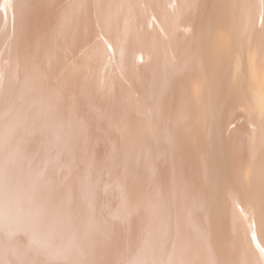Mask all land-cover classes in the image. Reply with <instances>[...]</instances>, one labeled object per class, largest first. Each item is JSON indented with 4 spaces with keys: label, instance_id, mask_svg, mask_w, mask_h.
<instances>
[{
    "label": "bare ground",
    "instance_id": "6f19581e",
    "mask_svg": "<svg viewBox=\"0 0 264 264\" xmlns=\"http://www.w3.org/2000/svg\"><path fill=\"white\" fill-rule=\"evenodd\" d=\"M82 1L84 0H73V3L76 2V11H71L73 12L72 15L77 14L76 12L79 8V5L77 6V4L81 3L79 11H81L80 13L82 14L81 16L83 18V20L81 19L83 22L81 27L83 29L85 28L87 32H98L99 34V31L104 32L107 29L110 30L115 28V36L117 38L114 41L111 52H109L107 55V58L110 60L111 64L109 63L110 65L105 66V68L103 67V70L99 68L100 75L98 78L97 76L95 77V75L98 73V68L96 67L98 64L96 63V59L93 54L89 56V58H85L83 63H79V66H77L76 72L74 71V73L65 68L67 63L57 69L54 67L47 68L43 70L36 79H33V91L28 97V100H17L8 109L0 107V117L7 112L12 113V115H8L9 117L7 119H14L16 115L20 116L16 121L15 119L14 122L10 121L8 126L3 129L2 123H0V178L3 180L2 183H0V192L1 194L5 195L4 198H0L1 205L4 206L7 201V197H16L17 199L19 198V201L26 202L30 192L28 187L29 179L34 190H45L46 186L49 185L48 183H50L49 181L53 180L51 179L52 176H54V184H52L54 186V193H51V196L49 197L50 201L48 200L49 205L47 203V206L48 208L52 209L53 205L51 204L54 202L53 204L55 209L56 201L60 199L63 193L71 192L72 195L73 192L83 189V184H80L79 182L76 183L75 181L76 171H74V168L79 167L80 162L87 163L90 160V170L87 171V173L89 174L90 172L91 174V172L96 171L95 173H97L98 176L96 174L95 175L98 177L97 181L99 182L96 181L98 185H96V182L95 184L92 183L88 185V190L90 192H88L90 196L89 203L87 202L86 204H80L82 207L86 208L85 214L91 218L89 216L90 213H97L99 208L106 206L108 202L110 203L112 209H115V207L118 205L121 208H125L128 195L130 196L133 203V206L131 207L133 210L132 215L130 213L132 219L130 226L131 229L136 230L134 227L136 224V219L134 218H136L137 215L138 217L141 215V217L144 219L141 220V222L146 224L145 226H147L148 231H150V238L148 239L149 242L147 246V259L149 261H146L140 254L141 259H138L137 264H143V262L149 264H158L156 262V256H154L155 251L159 257H161L160 264H211L209 236L211 231L213 239H217L218 234L214 226L217 225V223L215 222L216 224H209V234L205 232V229L202 228L203 226H201L200 223V235L198 236L195 234L191 235V233L188 231H185L184 233V230L182 231L183 233H181L179 222V219H181L180 210L182 209V206L189 205L194 201L200 208V204L203 200H201V198L203 196L199 198V191L197 188H194V184H197V182L194 184L192 183L193 186H190L189 182L187 184V180L185 178L186 176L191 177L190 174L187 175L186 172L191 164L193 165L195 172L199 171L198 167H201L203 164V179L205 180L203 195L206 202L207 213L209 214L208 216L212 218L211 220H214L213 218H215V214H217L216 212L218 211L216 197L219 199V196H216V192H220L225 189L224 195L229 198L228 200H230L231 203L244 204L245 201L249 203L248 210L250 213V224L253 223V219L258 221L256 222L258 227L255 228L257 234H255L256 232H252L253 226H249L250 224H248V226L251 228V230L246 227L247 230L243 231L246 252L249 253L253 260H250V258L244 259V256L247 255L244 253V256L239 254V249L235 243L236 236L238 235L235 234V226L242 215L239 211L236 212V209L235 211H229L228 216L230 217V220L229 228L227 229L229 234L227 235L226 243L223 246L220 255L217 256V258L211 256L212 262L216 264H238V262H241L242 264H259L258 262L262 261L264 264V131L261 133V146L258 155L253 160V162L251 161L256 145L255 116H259L264 113V94L260 91L262 90L261 87L260 90L258 89L259 91H254V95H252L253 97L249 96L248 93L246 94L245 91L250 89L251 85L253 84V82H250L253 80H249L250 78L247 75V68L250 65V63H248V59L250 58L248 56L250 55L248 54V49L251 47L253 49L254 47L255 51V48L258 47L255 38L253 40L250 39L251 44L249 43L250 47L247 49L249 40L246 42V40H243V37L241 39L240 34L244 27L241 28V20L236 19L233 23V31L235 35L231 38L229 44L226 45L225 51L221 50L222 46L220 45L218 38L215 37L213 40L210 39L207 41L205 46L202 44L204 47L202 56L201 58L199 57V67L197 66L198 69H196V71L194 70L195 68H191L192 71H195L193 74L194 76L191 77V71L188 70V73L185 71L186 68L190 67L194 62L192 61V57L190 55L187 56L186 54L182 53V57L180 58V63L182 62L181 68L178 63L179 61L176 62V54H178V51L175 52L176 54L174 55V59L169 57V60H165L163 52L159 48L158 43H160L159 41L161 38H159L157 35V31L158 29H161V25H163V23L165 24V21L163 20H167L164 19L167 15L164 14L165 12L161 13L160 11H157V9H161L162 5L157 7L155 0H129L130 10H128V13L130 16L135 17L134 22L132 23L133 26L131 27V33L134 32L133 29H137L139 31L140 28V30L144 28L145 33H147L146 31L150 30L151 32L156 31L155 34L157 36L155 35V37L153 36V33H151L153 36L151 38L152 46L150 45L151 51L148 52L145 50L146 47L144 41L146 38L140 39L139 37L141 34L135 32L137 36L136 34L134 35V40L136 41V36L137 41H141L142 44L136 41V45L132 42L135 46H129L128 44H125L128 40V36L126 37V40L123 35L124 31L128 33V31H126L128 29L124 27H121L120 29L118 24L115 23L117 18L122 17L120 15L122 13V5L126 8L127 0H125L126 3H123L121 0H96L94 2L96 9L94 10H91L90 7H88L89 0L86 2ZM232 1L233 0L221 1L224 3V5H222L220 8L222 10L220 11H226L227 8H230ZM247 1L250 4V0ZM69 2L70 0H32L31 6H33V9L31 10H42V16L40 19L41 24H43V16L49 10L50 12L53 9L56 10L55 6H58L59 9L65 10L74 9L72 6H70ZM162 2L164 3V0H162ZM167 2L166 4H170V2ZM248 3H246V5L250 6L251 4L248 5ZM262 3L263 2H261V4ZM138 5L142 6L144 9L140 10ZM185 6H187V3ZM262 6L264 15V5ZM4 7L6 6L4 5L3 8ZM4 9L8 10L6 8ZM136 9L139 11L135 12ZM187 9L190 10L189 14L193 16L194 8L187 7ZM245 9L246 12L249 11V8ZM124 10L125 9H123V11ZM184 10H186V8ZM252 10L253 9H251V11ZM155 11L159 12V15L162 14L163 16H159L160 19L157 20L156 18V20L154 19L153 21L150 19L151 17L149 15L151 13L154 14ZM110 12H112V14ZM256 13L259 12L257 11ZM6 14L8 13H5V15ZM109 14L113 16V19L111 20L112 23L114 22L113 27L107 25L110 18H107ZM153 14H151L152 18ZM238 14L240 13H237V15ZM247 14L245 16L242 15L243 18L246 17ZM249 14L251 13L249 12ZM249 16L251 17V15ZM161 17H164L163 20ZM193 17H191V19H193ZM246 19L249 20L247 17ZM252 19L255 20V17ZM122 21L123 19L121 22ZM252 21L249 20L247 23H245L247 24V28H250L251 26V24L248 22L251 23ZM244 22H246V20H243V23ZM258 22L261 23L260 20H258ZM4 23L5 22H3V24ZM35 23L36 20L28 19L26 31L29 32V28L31 29ZM122 23L124 24V22ZM259 23L256 22V24L260 25ZM262 23H264V20ZM178 24H180V22ZM128 27H130V25ZM229 29L231 30V27ZM258 29L260 28L258 27ZM34 31L35 30H33V32ZM196 31V29L193 30V33H191L190 36V40H192L193 43H195V40H197L196 38L198 36L200 37L201 35L200 34L197 36L198 32ZM247 31L249 32V30ZM257 32L255 35H259ZM140 33H142V31H140ZM97 35H95V37H90V39L88 37V39L91 41L93 47H100L99 49H102V42L105 41L106 37L103 38L102 36L98 38ZM143 36L146 37L147 34ZM173 36L175 37V35ZM251 36L249 35V37ZM235 37L238 40L237 52L235 51L236 46L234 44L235 41H237L234 39ZM29 38H25L24 45H28L27 43H30ZM85 38L86 39L82 40L88 41L87 37ZM203 38H205V36ZM199 40L200 39L198 38V41ZM205 40L207 39L205 38ZM205 40L204 42H206ZM84 46L87 47L88 44H83L82 47L84 48ZM126 46L129 49L132 47V50L130 49L127 51ZM195 46H199V43ZM260 46H264V36L261 38V44L259 47ZM133 50H135V52H139L133 53ZM252 54L251 57L254 55ZM126 56L128 58L127 62L123 59V57ZM253 58L255 57L253 56L251 60H253ZM7 62H5V64ZM16 63L15 65L18 67L20 64L17 63V66ZM80 64H83L87 68V72L86 70L83 72H86V75L89 74V78L90 76L97 78L98 83L96 84V88L98 90L97 92L99 93V98L95 96L94 98L92 92L90 95L89 90L85 92L83 89V84L79 75L82 67ZM139 65H141V67H139ZM110 66L114 67L111 69ZM253 66H251V68H253ZM260 68L262 67L260 66ZM33 69L31 71H27L31 74ZM21 70L24 71L23 68ZM26 70L25 73L27 72ZM261 70L260 73L264 71ZM225 72L229 76V90L231 89L232 91V88H234L237 92L233 100L227 101L228 106L232 105L234 108V112L230 109L231 113L233 112L232 114H230L228 110L229 107L226 109L225 101H212V94L214 95L215 89L217 90L218 87H220V78H222ZM254 72H256L255 69ZM20 73H22V71ZM23 73L20 74V76L23 75ZM134 73L135 75H138L141 81L144 80L146 82V88L144 87L143 90L136 84L132 87L131 94H129L130 96H127L125 102L126 114L124 120L120 123V109L123 107L121 106V103L123 102L122 96L126 93L125 88L128 86L126 85L128 77L126 74L132 76ZM256 75L259 76V72L258 74L256 73L255 76ZM8 77L7 82H9ZM109 80L111 81L108 83ZM263 80L264 78L262 81ZM23 81L25 80L20 81V83ZM86 81H84V83ZM254 81H257L258 85V80L254 79ZM7 82L6 78L0 82V98H4L10 94L9 91H12L13 89V86H11L12 83L8 84ZM13 83L15 84V82ZM86 83H89V81ZM28 86L25 85V87ZM151 86L152 88H150ZM23 89L25 88L23 87ZM183 89H187L186 92L184 91L183 93ZM94 91H96L95 88ZM180 91H182V93ZM70 92L73 95L72 98L69 97ZM251 92L252 91L250 90L249 93ZM187 97L190 99L187 100ZM94 99H101V101H97L98 103L96 102L97 106L100 102L101 103L97 108L90 107L89 110H87L86 105L88 104L86 102H94ZM70 100H72V102H70ZM17 106H19V110L15 112L14 110ZM9 109L10 111H8ZM188 109L190 113V120L193 121L191 133L187 129L186 131L183 129L185 124H183L184 126L182 125L183 119L186 118L185 112H188ZM15 123L16 125H14ZM190 134L192 138L190 139L193 145L190 146L189 150L186 144L189 145L188 138L190 137ZM234 136H237L236 140H238L239 146L232 144L230 148L229 145L231 144V139H233ZM196 137L199 138V143L198 141H195ZM103 140L105 142H103ZM20 143L23 144L20 145ZM101 145H103L102 148L100 147ZM14 146H20L21 153L19 154V157L21 160L18 162L17 160L15 162L14 159H12L13 156H8L11 154L9 151H12ZM229 149H231V152H229ZM49 150L51 154L48 153ZM229 153H231L233 165L234 163L237 164L240 160L243 161V164L237 169V171L232 169L233 165H231L228 158ZM239 153L242 159L237 157V154ZM48 154L51 155V157ZM52 155H54V157H52ZM210 156H212V160L210 159ZM210 160L213 163L212 176L210 175L209 170ZM17 169H19L21 172V177H17ZM199 172L198 174H194L199 175ZM57 173L59 174L60 178L57 177ZM223 175L225 176L224 178H222ZM199 183H201V185L204 184L203 182ZM190 191L192 197L194 198L191 201L187 199ZM220 197H222V195ZM223 201L225 202V199H223ZM222 203L223 202L220 204ZM185 210H188V208ZM202 214L203 211L201 210L200 222L202 221ZM210 218L208 220H210ZM108 222L109 221L106 220L103 221V224L101 225L102 236L100 238L98 237L97 239L95 238V235L88 234L85 241L82 242V244L86 246L88 243V247L90 248L93 246L91 249H89V251H87L89 255H92L96 252L97 248L95 245H105L107 247L106 249L112 247L111 241L116 240L115 236H112V233L110 236L104 235V223L108 227L111 226V223ZM223 223L222 224L225 225V222ZM239 224L240 228L242 224ZM219 226L223 229V226L220 224ZM68 228L67 230H69ZM85 229L87 230L86 225ZM64 230L65 232L62 235L61 232ZM67 230L63 225L60 226L58 223L54 224V233H57L60 239L64 235L66 236ZM65 236L64 238H66ZM106 236L108 237V240ZM256 238L259 239V242H257ZM99 239H101V241H99ZM89 242H92V246L89 244ZM245 244H243V246H245ZM100 251H105V249H101ZM255 254H257V257L259 255L257 262V259L255 260L254 258ZM240 256H243V259Z\"/></svg>",
    "mask_w": 264,
    "mask_h": 264
},
{
    "label": "rangeland",
    "instance_id": "374dc122",
    "mask_svg": "<svg viewBox=\"0 0 264 264\" xmlns=\"http://www.w3.org/2000/svg\"><path fill=\"white\" fill-rule=\"evenodd\" d=\"M31 1L32 0H5V1L0 0V63L2 62L0 64V82L2 80H4L5 78H6V82H7V77L10 75L8 77L9 82H7V83L8 84L12 83L11 86H13L12 91H9L10 94L5 96L4 98H2V97L0 98V100H1L0 101V107L7 108V109L9 107H11L12 104L17 100H22V101L28 100V97L30 96L31 92L33 91V87H32L33 79H36L38 77V75L43 70H45L47 68L54 67L57 69L60 66H64L65 63H67L65 65V68L70 70V72L74 73V71L76 72V69H77V66H79V63H81V62L83 63L85 58L87 59V57L89 58V56H91L93 54V56L96 59V63L99 66V67L96 66L98 68V73H97V75H95V77L97 76V78H98L100 75L99 68L103 70V67L105 68V66L111 64L110 60L107 58V55L109 52H111V50L113 48L114 41L117 38L115 36V28L110 29V30L107 29L104 32L99 31L100 32L99 34H98V32H95L96 34L93 32H87V30L85 28L83 29L81 27V25L83 23L82 22L83 18L81 16L82 14L80 13L81 11H79L81 3L77 4V6L79 5L78 6L79 8L76 12L77 14H75V15H72L73 14L72 11H74V12L76 11L75 10L76 2L73 3V0H70L69 4L74 9L65 10V9H59L58 6H55L56 10L53 9L51 12L49 10L43 16L44 20L42 22H44V23L41 24L40 17L42 16L41 15L42 10L40 9L37 11H32L31 9H33V6H31ZM86 1H88V0H84L82 2H86ZM95 1L96 0H89L88 7H90L91 10L96 9V6H94ZM121 1L123 3H126L125 0H121ZM179 1H181V0H176V1L175 0L174 1L173 0L172 1L171 0H164V3H163L162 0L161 1L155 0V4L157 5V7L162 5L161 6L162 11H161V9H157V11H160L161 13L165 12L164 14L167 15L166 16L167 18L161 17L162 20H163V18L167 19V20H163V21H165V24L166 23L167 24L165 25L163 23V25H161V29H158V31H157V33H158L157 35L159 36V38H161L159 41L160 43H158L159 48L163 52L165 60H169V57H172L174 59L175 58L174 55L176 54L175 52L178 51L177 52L178 54H176V55L177 56L179 55V56L178 57L176 56V59H177L176 62L179 61L178 63H179V66L181 67L182 62L180 63V58L182 57V53L186 54L187 56L190 55L192 57V61H194L195 63L193 62V64L190 67L186 68L185 71L188 73L189 72L188 70H190L191 71L190 75H192L191 77H193L194 76L193 74L195 73L196 69H198V67H199V63H200L199 59L202 56V51H203V47L205 46V43H207V41H209L210 39L213 40L214 37L218 38L219 43L222 46L221 50L225 51L226 45L229 44L231 38L234 37V35H235L234 31H233L234 30V24H233L234 21L236 19L241 20L242 25H244V26L241 25V28H243V27L244 28L242 29L243 30V31H241L242 35L240 34V36H241V39L243 37V40H246V42L249 40V42L247 44L248 45L247 49H248V47H250L249 46L251 44L250 41L253 40L254 38L257 41V45H258V47L255 48V51H254V47H253V49L251 47L250 48L251 50L248 49V54H250V55H248L250 57V58L248 57L249 58L248 63H250L251 66H253V65L254 66H253V68H251V66L248 64L249 69L247 68V70H248L247 75L250 78L249 80H253L250 82H253L254 85L251 83L252 89L250 88V89H247L248 91L247 90H245V91H246V94L248 93L249 96L253 97L252 95H254L253 94L254 91H256L258 89L260 90V87H261L262 90H260V91L264 94V80L262 81V79L264 78V71H263L264 70V49H263L264 46L259 47V45L261 44V38H263V36H264V32H263L264 31V23H262L264 20V17H263L264 15H263V11H262L263 10L262 5H264V1L263 0L262 1L261 0H250V4H251L250 5L247 0H233L231 7L227 8L226 11H220V10H222L220 8L222 7V5H224V3L221 2L223 0H187V1L182 0L181 2H179ZM255 1H256V3H255ZM166 2L167 3L170 2V4H166ZM245 2L248 3V5H250V6H247ZM252 2H253V4H252ZM261 2H263V3L261 4ZM186 3H187V6H185ZM4 5L6 6L4 8H6L8 10H5L3 8ZM180 5H182V6H180ZM188 5H190V6H188ZM183 6H185V7H183ZM168 7H169V9H168ZM181 7H183V8H181ZM187 7L188 8H190V7L194 8V15H193L194 17L191 14H189L190 10L187 9ZM138 8L140 10L144 9L142 6H139V5H138ZM185 8H186V10H184ZM236 8H238V9H236ZM241 8H242V10H241ZM243 8H244V10H243ZM245 8H247V9L249 8V11H247L248 14L245 11L246 10ZM254 8H255V11H254ZM9 9H11V10H9ZM123 9H125V10L123 11ZM170 9H172L173 11ZM200 9H201V11H200ZM251 9H253V10L251 11ZM128 10H130L129 9V0H127L126 8L122 5V13L120 14L122 17L117 18L118 21L117 20L115 21V23L118 24V27H120V29H121V27L128 29V30H126V31H128V33H126L125 31H124L125 33L123 32V35L125 38L128 36L127 37L128 40L126 38L127 41L125 44H128L129 46H132L134 44L136 45V41H137V37H136L137 34L136 33H139V34H141L140 37L138 34V37L140 39L146 38V40L144 41L145 47H146L145 50L147 52L151 51L150 50L151 46H152L151 38L153 36L155 37L156 31L151 32V30H150V31H146L147 33H145L144 32L145 29L142 28V30H140L141 29L140 28L139 31L137 29L136 30L133 29L134 32H132L133 33L132 34L131 33V31H132L131 27L133 26L132 23L134 22L135 17L130 16V14L128 13ZM136 10H135V12L139 11L138 9H136ZM238 10H240V11H238ZM6 11H8V12H6ZM157 11H155L154 14L151 13V14H153V18L151 16V14L149 15L151 17L150 19H152L153 21H154V19L156 20V18H157V20L160 19L159 16H163L162 14L159 15L160 13ZM257 11L259 13H256ZM241 12H242V14H241ZM249 12L251 14H249ZM5 13H8V14L10 13V14L5 15ZM110 13L112 14V12H110ZM123 13L125 14V16ZM127 13H128V15H127ZM155 13H157V14H155ZM237 13H240V14L237 15ZM11 14H12V16H11ZM111 14H109V16L107 17V18L110 17L109 23L107 25L113 27L114 22L112 23V21H111L113 19V16ZM246 14H247L246 17L249 18L250 21H252L253 20L252 18H254V17L256 20V17L258 16L256 21L253 20L254 22L253 21L251 23L248 22L249 24H251V26L248 24L250 26V28L248 27L249 29L246 27L247 24H245L249 20L246 19V17L243 18V16H245ZM256 14H258V15H256ZM13 15H14V17H13ZM155 15H157V16H155ZM249 15H251V17ZM68 16H69V18H68ZM191 17H193V19H191ZM28 19L36 20V23L31 27V29L29 28V32L26 31ZM120 19L121 20L123 19L122 22H124V24L121 22ZM128 19H130V20H128ZM127 20H128V22H127ZM216 20H217V22H216ZM243 20L244 21L246 20V22L243 23ZM258 20H260L261 23H259ZM185 21H186V23H185ZM3 22H5V23L3 24ZM179 22L181 25L178 24ZM214 22H215V24H214ZM256 22L259 23L261 26L256 24ZM38 23H39V25H38ZM128 23H129L130 27H128L129 26ZM62 24H64V25H62ZM42 25H43V27H42ZM211 25H212V27H211ZM253 26H254V28H253ZM3 27H5V28H3ZM230 27H231V30L229 29ZM258 27L260 29H258ZM79 29H80V31H79ZM82 29H83V31H82ZM195 29L197 30L196 32H198L197 36L200 34L201 35H200V37L198 36L196 38L197 40H195V43H193L192 40H190V36H191V33H193V30H195ZM246 29L249 30V32ZM33 30H35V31L33 32ZM229 30H230V32H229ZM140 31H142V33H140ZM159 31H161V32L163 31V32L161 33ZM256 32L259 35H255ZM151 33H153V36ZM87 34H88V36H87ZM135 34H136V36H135L136 41L134 40ZM145 34H147L146 37L143 36ZM248 34L250 36L252 34L255 36L252 35L253 36V38H252V36L249 37ZM5 35L7 36V38ZM95 35H97L98 38L102 37V36H103V38L106 37L105 41H104L105 43L102 42V44H103L102 45L103 47L101 46L102 49H99L100 47L99 48L93 47V45L91 44V41H89L90 37H95ZM173 35H175V37ZM25 36L27 38H29L31 36L29 38L30 43H27L29 46L24 45L25 44V38H26ZM204 36L207 40H205V38H203ZM59 37H60V39H59ZM85 37H87L88 41L82 40V39H86ZM88 37H89V39H88ZM256 37H257V39H256ZM198 38L200 39L199 41H198ZM234 39L237 40L236 37ZM204 40L206 42H204ZM202 41H203V43H202ZM137 42L142 44L141 41H137ZM196 42H197V44H196ZM198 43H199V46H195V45H198ZM80 44L82 46H83V44L84 45L88 44V46L87 47L84 46V48H83ZM140 44H138V45H140ZM234 44L236 46L235 51L237 52L238 51V47H237L238 46V40L235 41ZM134 46H133V49H134ZM5 49H6V51H5ZM130 49L132 50V47ZM130 49L127 48V46H126L127 51ZM7 50H8V52H7ZM249 50L250 51L253 50L254 52L253 51L250 52ZM133 51H134L133 53L139 52V51L135 52V50H133ZM1 53H2V55H1ZM251 54L255 57V58H253V60H251L253 57V56L251 57ZM16 57H17V59H16ZM20 59H21V61H20ZM22 59H23V61H22ZM116 59H118V58H116ZM123 59L126 62L128 60L127 56L123 57ZM124 60H122V61H124ZM136 60H137V57H136ZM4 61L5 62L8 61V62L5 64ZM15 61L20 65L18 66V64ZM259 62H261V63H259ZM15 63L17 64L18 67H16ZM29 63H30V65H29ZM170 63H171V60H170ZM52 64H53V66H52ZM195 64H197V65H195ZM80 65H82V67H81V72H79V75H80V79H81L82 84H83V86H82L83 89L85 90V92L87 90H89L90 95L92 92L93 97L95 96V97L99 98L98 97L99 93L97 92L98 90L96 88V84L98 83L97 78H93L91 76L89 78L88 77L89 74L86 75L87 68L83 64H80ZM122 66H124V65H122ZM122 66H120V67H122ZM260 66L263 69L260 68ZM21 67L24 69V71L21 70L22 69ZM113 67L114 66H110L111 69ZM139 67H141V65H139ZM258 67H259V69H258ZM191 68L192 69L195 68L194 69L195 71L194 70L192 71ZM16 69L19 70L20 72L22 71V73L24 72L23 73L24 76L23 75L20 76V74H22V73H20ZM26 69L29 71H31L33 69V71H32L33 73L31 72V74H30V72H28ZM35 69H37V70H35ZM254 69L256 70V72H254ZM25 70L27 71L26 73H28V74L25 73ZM85 70H86V72H83ZM251 70H252V72H251ZM260 70L263 72L260 73ZM258 72H259V76H257V75L255 76V74L256 73L258 74ZM11 73H14L15 75L11 74ZM22 76H23V78H22ZM126 76H128L127 81L129 83L126 81V83H127L126 85H128V86H126V88H125L126 93L124 92L125 94L122 96V98H123L122 103L123 104L121 103V106H123V107H121L122 109H120L121 113L119 111V113H120V116H119L120 121L119 122L120 123L124 120V117L126 114V111H125V104L126 103L125 102H126L127 96L129 94H131L132 87L136 84L137 86H139L142 89L144 87L146 88V82L144 80L141 81V79L138 77L137 74L135 75V73H134V74H132V76L129 74L128 75L126 74ZM129 76H131V77H129ZM252 76L255 78H253ZM24 77H25V79H24ZM19 78H22V79H19ZM86 79H87V81H86ZM222 79H223V81H222ZM254 79L258 80V82H259L258 85H257V81H254ZM22 80H25V81L20 83V81H22ZM83 80L86 82L89 81V83L85 82L86 83V85H85ZM220 80H221L219 82L220 87H218L217 90L215 89L214 95L212 94V101H214V102H217L219 100L225 101L226 109L229 107L228 110H229L230 114H232L234 112V110H233L234 108L232 105L228 106L227 101L228 100L231 101L235 98L236 93H237L236 89L232 88V91H231V89L229 90V84H228L229 76L226 72L223 74V76H222V78H220ZM12 81L15 82V84ZM110 81L111 80H109L108 83ZM22 85L26 90L23 89ZM25 85L26 86L29 85L28 87L30 90L28 89V87H25ZM256 87H258V88H256ZM94 88L96 91H94ZM150 88H152V86ZM92 89H93V91H92ZM186 90L183 89V93H184V91L186 92ZM250 90L252 91L251 93H249ZM24 92H27V93H24ZM180 92L182 93V91H180ZM71 95H72V93L70 92L69 93L70 98L73 97V95L72 96ZM222 95H224V96H222ZM188 97L186 98L187 100L190 99ZM97 101L99 102V101H101V99H99V100L94 99V102H91V103L89 101H87L86 103L88 105H86V109L89 110L90 107L91 108H94V107L97 108L99 106V104L101 103L100 102L97 106V104H96ZM70 102H72V100H70ZM226 104H227V106H226ZM230 109L233 110L232 113H231ZM17 110H19V106H17L14 111L17 112ZM94 110H96V109H94ZM8 111H10V109ZM188 113H189V109H188V112H185L186 118L183 119V121L184 120L185 121L184 122L182 121V125L185 124V126L183 125L184 126L183 129H185V131L187 129L191 133L192 128H193V123H192L193 121L190 120V113L189 114ZM263 114L264 113H262V115H259V116L256 115L255 116L256 145H255V149L253 152L254 153L253 157L251 159L252 162L257 157L260 146H261V133H262V131H264ZM8 115H12V113L7 112L0 117V123H2V129L7 127L8 124L10 123V121L14 122V119L16 121L20 117V116L16 115V117L14 119H7L9 117ZM14 125H16V123ZM0 132H1V127H0ZM190 138H191V134H190V137L188 138L189 145L186 144V146L189 150H190V146L193 145L192 141H191L192 138L191 139ZM236 139H237V136H234V138L231 139V144L229 145L230 148H231L232 144L233 145L235 144V146L236 145L239 146L238 145L239 142ZM195 141L196 142L198 141V143H199V138L196 137ZM223 141H224V139H223ZM103 142H105V141L103 140ZM22 144L20 143V145H22ZM100 147L102 148L103 145H101ZM9 152H11L12 155L9 154L8 156L9 157L13 156L12 159H14L15 162H16V160H17V162L19 160H21V158L19 157L20 156L19 154L21 153L20 152V146H14L12 148V151H9ZM229 152H231V149H229ZM48 153L51 154L50 150ZM49 156L51 157V155H49ZM52 157H54V155H52ZM237 157L238 158L240 157L242 159V157L240 156V153L237 154ZM228 158H229L231 165H233L231 153H229ZM210 159L212 160V156H210ZM211 160H210V167H209L210 169L209 170H210V175L212 176L213 175V173H212V169H213L212 164L213 163ZM90 164H91L90 160L87 163L86 162H80L79 167L74 168L75 169L74 171H76L75 181H76V183L79 182L80 184H83L82 185L83 189H81L79 191L77 190V192H73L72 195H71V192L63 193V195H61L60 199L58 201H56V207L57 208L55 207V209H54V204H53L54 202L52 204L50 203L51 205H53L52 209L48 208V206H47V203L50 201L49 197L51 196V193H54V186L52 185V184H54V176H52L51 179H53V180L49 181L50 183H48L49 185L46 186L45 190H41V189L34 190L32 188L33 185L29 179L28 180V182H29L28 187H29L30 192H29V196H28V199L26 200V202L25 201L24 202L19 201L18 200L19 198L17 199L16 197H14V198L13 197H7L6 198L7 201L4 204V206L1 205V203H0V264H137L138 259L139 260L141 259L140 254L144 257V259L146 261H149L147 259L148 258L147 257V255H148L147 246H148V242H149L148 239L150 238V236H149L150 231H148V227L145 226L146 224H143L141 222V220H144L143 217H141V215L139 217L137 215V217L134 218V219H136V224L134 226L136 230L131 229V227H130L131 221H132L131 215L133 212L131 207L133 206V203H132V200H131L129 195H128V199L126 200L125 208H121V207H119V205L118 206L115 205L116 206L115 209H112L110 203L108 202L106 204V206L99 208L97 213H93V212L90 213L89 216L91 218H89L85 214L86 208L82 207L80 203H82V204L83 203L86 204L87 202L89 203V198H90L89 193L90 192L88 190V185L92 184V183L95 184V182L98 180V177H97L98 174L95 173L96 171L91 172V174H90V172H89V174L87 173V171L90 170L89 169ZM242 164H243V161L240 160V161H238L237 164L234 163V165L232 166V169L234 171H237V169ZM202 167H203V164L201 167H198V170L200 172L199 171L195 172L194 167L191 164L190 167L188 168V170L186 171L187 175L190 174L191 177L186 176L185 179L187 180V184L189 182L190 186H193V184L195 182H197V184H194V188H197V190L199 191L198 192V194L200 195L199 198H201L203 196L201 198V200L203 199L202 200L203 203L200 200V202H201L200 208L203 211V214H202V221L203 222L202 221L200 222L201 210L194 201L192 203H190L189 205H184V206H182V209L180 210V212H181L180 218L181 219H179L181 233H183L182 231L184 230V233H185V231L186 232L188 231L189 233H191V235L195 234V235L199 236L200 235L199 224L201 223V226H203L202 228L205 229V232L207 234H209V230H208L209 224H211V223L216 224L217 223L218 226L214 225L216 228L217 234H218L217 239H215V238L213 239L211 231H210V236H209V239H210V261H211L210 263L216 264V263L212 262L211 256L217 258V256H219L220 253L222 252L221 250L223 249V246L226 243L227 235L229 234L227 231V229L229 228V220H230L228 213H229V211H235V209H236V212L239 211L242 216L239 219V221H237L236 226H235V228H236L235 234L236 235L238 234L237 236L235 235L236 236L235 243L239 249V254L243 255V253H244L245 255L248 256L247 257V256L243 255L244 259L250 258V260H253L251 258V256L249 255V253L246 252V244H245L244 237H243L244 236L243 231L247 230L246 227L249 230H251V228L249 227L251 225L254 227V228L252 227V232H256L255 234H257V231L255 230V228L258 227V224L256 223L258 221H255V219H253L252 220L253 223H251V224L249 223V216H250V213L248 210V206H249L248 204L249 203L247 201H245L244 204H242V203L234 204V203H231L230 200H228L229 198H227L224 195L225 189L222 190L223 192L222 191L216 192L217 193L216 196H219V199H218V197H216V202L218 204V211L216 212L217 214H215V218H213L214 220L212 221L211 220L212 218H210L208 216L209 214L207 213L206 202L204 200V195H203L204 194V188H205V182H204L205 180L203 179L204 178V168H202ZM201 170H203V171H201ZM16 172H17V177H21V172L19 171V169H17ZM186 172H185V175H186ZM198 172H199V175H195V174H198ZM58 173H60V172H58ZM58 173L56 175L58 178H60ZM224 177L225 176L223 175L222 178H224ZM48 179H49V177H48ZM2 181L3 180H1V178H0V183H2ZM97 182H99V181H97ZM97 182H96V185H98ZM199 182H203L204 184L202 183L203 185H201V183H199ZM227 186H228V184H227ZM221 195H222V197H220ZM223 196H225L227 199ZM4 197H5V195L1 194V192H0V198H4ZM222 198L225 199V202L223 201ZM187 199L189 201L194 199L191 195V191L189 193V196H187ZM77 200H79V201H77ZM94 200H95V198H94ZM220 200H221V202H223L222 204H220L221 203ZM219 204H220V206H219ZM48 205H49V203H48ZM85 207H86V205H85ZM186 208H188L189 211L185 210ZM194 208H197V209H194ZM183 211H185V212H183ZM194 212H196V213H194ZM130 213H131V215H130ZM221 214H223V215H221ZM111 215H112V217H111ZM95 216H96V218H95ZM209 218H210V220H208ZM104 220L109 221L111 223L110 227H108L104 223V226H103L105 228L104 235L110 236V234L112 233L111 235L115 236L116 240L114 239L115 241H111L112 247L108 248V249H106L107 247L105 245H102V244L101 245H99V244L95 245L97 248L96 252L92 255L91 254L89 255L87 251H89V249H91L93 247L92 246L93 239H95V238L98 239V237L100 238L102 236L101 235L102 234L101 225L103 224ZM181 221H182V223H181ZM223 222H225V225H223L224 224ZM238 222L242 224V226L240 227L242 229L239 228L240 224ZM57 223L60 226L63 225L66 230L69 227L68 228L69 230H67L66 236L64 235L66 238H64V236H63L60 239L58 234L54 233V224H57ZM187 223H189V224H187ZM83 224H84V227H83ZM219 224L221 226H223V229H222V227L219 226ZM248 224H250V225L248 226ZM66 225H67V227H66ZM85 225L87 227V230L85 229ZM64 232H65V230L61 232L62 235ZM219 232H221V233H219ZM224 232H226V233H224ZM59 234H60V232H59ZM88 234H93L96 236L95 238L92 239V242H89V244L92 246L91 248L88 247V243H87V246L82 244V242L85 241L86 236ZM57 236H58V238H57ZM222 239H224V240H222ZM242 239H243V241H242ZM107 240H108V237H107ZM99 241H101V239H99ZM216 241H218V242H216ZM219 242H221V243H219ZM257 242H259V239H257ZM243 244H245V246H243ZM100 247H102V248H100ZM101 249H105V251H100ZM154 256H156V259H157L156 262L158 264H160L161 263V260H160L161 257H159V255L156 253V251L154 253ZM243 256H240V257L243 259ZM158 258H159V260H158ZM254 258H255V260L257 259L256 260V262H257L259 255L257 257V254H255ZM261 262L262 261H260L258 263L261 264ZM143 264H149V263L143 262ZM238 264H242V263L238 262ZM262 264H263V262H262Z\"/></svg>",
    "mask_w": 264,
    "mask_h": 264
}]
</instances>
